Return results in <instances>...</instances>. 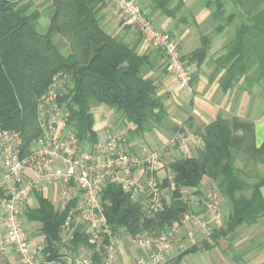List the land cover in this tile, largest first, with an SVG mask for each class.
<instances>
[{"label":"trees","instance_id":"16d2710c","mask_svg":"<svg viewBox=\"0 0 264 264\" xmlns=\"http://www.w3.org/2000/svg\"><path fill=\"white\" fill-rule=\"evenodd\" d=\"M168 1L157 0V6L162 13L173 16ZM231 1L237 10L229 18L240 19V25L235 39L227 45V53L217 61L218 67L226 70L220 86L228 92L244 80L248 85L260 84L264 93V0ZM48 2L49 29L41 33V13L34 3L0 0V131L20 132L28 150L41 136L38 101L60 73L70 78L62 102L67 104L70 126L81 143L99 141L94 110L100 107L119 114L131 126L128 142L168 126L166 97L159 95V85L150 76L154 68L150 55L140 54L104 30L97 14L102 1ZM225 14L224 7L217 4L211 18L218 20ZM58 39L69 45L68 55L59 50ZM207 54L205 46L190 59L202 61ZM170 131L173 135L185 133L177 126ZM197 135L203 138L202 150L194 157H182L168 165L176 190L155 218L146 219L140 206L120 188L108 185L104 189L102 202L113 233L136 237L181 226L183 216L190 211V206L181 200V190H197L205 179L219 190L229 212L227 221L210 240L180 255L179 261L201 250L211 251L219 247L221 240L235 235L237 228L253 226L264 219V179L258 176L259 166L264 165V143L256 145L254 125L238 119H218ZM239 159L243 169L236 167ZM168 186L164 182L162 188ZM36 198L38 206L27 219L40 225L48 260L60 262L61 227L66 215L42 195ZM72 245L76 251L80 246L88 247L86 235L77 231Z\"/></svg>","mask_w":264,"mask_h":264},{"label":"built area","instance_id":"2783aa9c","mask_svg":"<svg viewBox=\"0 0 264 264\" xmlns=\"http://www.w3.org/2000/svg\"><path fill=\"white\" fill-rule=\"evenodd\" d=\"M115 5L144 42L163 53L167 72L174 76L180 89L190 90L192 73L183 62L178 42L155 27L152 20L134 0H101ZM70 78L55 76L46 94L38 101V124L41 136L25 150L22 135L15 130L0 131V264H58L48 260L43 239H35L27 216L38 206L37 195L50 201L66 215L61 227L63 264H118L121 237L113 233L105 215L102 193L108 185L120 188L138 204L146 219H153L165 207L164 189L176 190L174 175L165 162L168 154L200 151L204 146L199 135H173L166 144L151 150L140 146L137 153L125 150L122 136L112 133L95 144L81 143L70 126L71 114L62 102ZM146 173L140 181L136 173ZM193 189L181 190V200L190 206L181 226L191 230L182 233L175 226L154 236H136L135 242L149 252L134 264H167L171 256H180L209 239L218 227L219 193L208 190L204 211L192 210ZM195 191V190H194ZM33 226H32V225ZM34 231L37 227H34ZM86 235V249L72 252L74 234ZM11 258H14L12 260Z\"/></svg>","mask_w":264,"mask_h":264},{"label":"crops","instance_id":"0c3cea01","mask_svg":"<svg viewBox=\"0 0 264 264\" xmlns=\"http://www.w3.org/2000/svg\"><path fill=\"white\" fill-rule=\"evenodd\" d=\"M28 1L34 3L35 9L41 13L39 28L41 33H46L49 29L50 22V3L48 0ZM134 1L149 16L157 29L169 33L178 42L182 60L190 68L192 73V82L190 90L180 89L175 77L170 75L166 70L164 55L162 53L159 55L158 50L152 49L144 42L143 38L118 12L113 3L102 1L98 5L97 14L101 20V26L108 34L135 48L140 54L150 55L154 65V68L150 72V76H152L159 85V95L166 97V109L169 114L168 126L146 134L143 139H136L131 142H128L129 135L127 131L124 133L120 132L123 145L125 144V150L130 153H137L140 146H146L149 149H157L163 145L164 139L167 140L168 137L173 135L170 130L174 128V126L180 127L185 133L197 135L201 130L218 119L227 121L238 119L252 123L255 129L256 145L260 147L264 143V93L262 86H260V84H255L254 86H252V84L248 85L244 80H241L228 92H224L220 86L221 78L226 70L220 69L217 61L227 53V45L236 37V30L235 35H232V28L234 27V29H237V26L240 25V19L236 18L231 20V18H229L230 14L237 10L235 4L231 0H218L217 4L224 7L226 14L224 18L214 20L211 18V15L216 9L217 4H211L215 0H169L167 6L168 10L174 13L173 16L162 13L160 7L157 6V0ZM57 46L65 55L70 53V48L66 41L58 39ZM205 46H208V54L202 61H199L197 58L190 59L195 52L201 50ZM251 97H255V102H251ZM130 128L131 126L129 129ZM95 130L100 140L102 133L99 125L97 128L95 124ZM149 139L152 140V145L150 146L146 142V140ZM176 154L177 156L194 157L198 154V151L192 150L189 153L176 152ZM263 167L264 166L261 168L264 169ZM136 176L142 182L147 179L146 173L142 170L137 171ZM208 181L209 180L205 179L199 188L195 190V194H200V192L202 194L204 184L208 183ZM163 189L164 202L167 203L172 197V192H170L167 187ZM201 194L198 195L200 199L194 201L195 203L192 206V210L197 213L204 211V199ZM262 194L264 198V188H262ZM220 211L222 215H227L228 217L229 212L225 204L220 206ZM256 226L259 227V223L253 226H242L237 228L235 234L246 229L249 235L248 238H244L243 236L237 238V244L247 246V244L253 243L252 241L250 242L252 239L250 234L255 232L254 228H256ZM34 227H37L35 231ZM34 227H31V229L32 234L35 235V239L44 240L40 232V227L37 225ZM191 229L192 227L190 226L180 227L182 233H186V231ZM218 229H222V227L219 228L218 226L215 231ZM161 232L160 230L155 231L151 236ZM120 237L122 244L119 251L118 264H134L138 258L147 257L149 255L147 250L141 249L137 245L135 237L125 235ZM205 240H210V238ZM85 249L86 247L80 246L76 251L75 248L72 247V252L80 253ZM231 250L235 252L234 255L231 256L233 261L234 259L236 262L242 261L240 259V254H238L240 248L234 250L232 247ZM202 251L203 250L195 254H190L181 261L178 260L179 256L177 258H175L176 256H171L167 264H203L202 261L204 260L200 255ZM262 254L264 255V248L261 252H256L257 257H255L258 258L259 255ZM0 258L2 261L6 259L2 256H0ZM11 259L15 261L14 258ZM58 264L63 263L59 262Z\"/></svg>","mask_w":264,"mask_h":264},{"label":"rangeland","instance_id":"374dc122","mask_svg":"<svg viewBox=\"0 0 264 264\" xmlns=\"http://www.w3.org/2000/svg\"><path fill=\"white\" fill-rule=\"evenodd\" d=\"M44 12H46V11H44ZM235 30H237V29L236 28L234 29V27H233L232 28V35H235ZM158 53H159V55H161L162 52L158 50ZM250 99H251V102L252 101L255 102V100H256L255 97L254 98L251 97ZM94 115H95V122H96L95 124L97 125V128H98V125L101 128V133H102L101 134L102 136L100 139L101 141L106 140L112 133H117V134L121 135V133H124L127 131V134H128V130H129L130 126L126 125L124 119L119 114H115L113 111H111L105 107H100V108H97L94 110ZM172 136L168 137L167 140L164 139L163 145L166 144V142ZM151 141H152L151 139L146 140V142L149 146L152 145ZM152 147H154V146H152ZM151 149H153V148H151ZM153 150H155V149H153ZM182 157H186V156H183V155L177 156L176 152H174L172 154H168L165 158V161L167 162V164H170L173 160H176V159H179ZM262 166H264V165H262ZM262 166H259V173H258L259 179L264 177V169L261 168ZM236 167L238 169L244 168V163L241 159H239L237 161ZM250 170H252V169H250ZM254 175H255V173L253 174V176ZM249 181H250V183L256 182L255 180H248V182ZM212 189H215L219 193V190L210 181H208V183L204 184L202 194L200 192L203 199L206 195V192L208 190H212ZM200 194H195V191L193 190L191 193L192 199L194 201H197L198 199H200L198 196ZM220 196L221 195L219 194V198H220ZM220 199H221L220 206H222L225 203H224L222 196ZM226 221H227V215L226 216L222 215V213L220 211L219 220H218L219 228H221V227L223 228ZM36 225L38 227H40L39 224H36ZM254 231L255 232L250 234L252 236V239L250 240V242L252 241L253 243H251L249 245L247 244V246L246 245L241 246V245L237 244L238 243L237 238H239L240 236H243L244 238L249 237L248 232L245 229V230H242V232H239L238 234L229 236V238L221 240L219 247L215 248L213 251H210V252L202 251V252H200L201 258L204 260V261H202L203 264H235V263L236 264H242V263L243 264H246V263L247 264H264V255L263 254L259 255V257L256 258L257 257L256 252L257 253L261 252V250H263V248H264V219H262L259 222V227L256 226V228H254ZM140 236H148L149 237V236H151V234L143 233V234H140ZM202 242L203 241H201V243ZM232 247L234 248V250L240 248V250L238 251V254H240V257H241L240 259L242 261L236 262L235 259L233 261L231 256H233L235 252H233L231 250ZM62 248L63 249L61 250L60 254L65 252V248L63 247V245H62ZM177 257H175V258H177ZM190 258H192V257H190ZM0 262H2L1 258H0Z\"/></svg>","mask_w":264,"mask_h":264}]
</instances>
